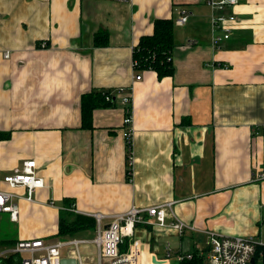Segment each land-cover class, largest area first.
<instances>
[{
    "label": "crops",
    "instance_id": "0c3cea01",
    "mask_svg": "<svg viewBox=\"0 0 264 264\" xmlns=\"http://www.w3.org/2000/svg\"><path fill=\"white\" fill-rule=\"evenodd\" d=\"M182 9L186 21H174L173 74L136 70L132 52L140 37L153 33L156 19L175 20ZM218 13L235 20L224 24L229 38L214 46L222 30L214 29L211 15ZM97 31L106 32L107 44L94 45ZM118 88L131 96L128 180L119 94L93 109V128L80 127L81 95ZM0 134L1 174L34 159L44 179L31 200L23 198V187L13 190L16 220L0 212V223L15 225L3 250L19 239L94 237L95 230L56 235L66 200L73 213L86 216L172 202L173 215L194 229L148 233L138 225L134 238L149 263L181 264L178 255L206 249L208 231L259 235L264 0H237L222 9L207 0H0ZM79 248L82 261L93 264L95 246Z\"/></svg>",
    "mask_w": 264,
    "mask_h": 264
},
{
    "label": "built area",
    "instance_id": "2783aa9c",
    "mask_svg": "<svg viewBox=\"0 0 264 264\" xmlns=\"http://www.w3.org/2000/svg\"><path fill=\"white\" fill-rule=\"evenodd\" d=\"M117 2H130L131 0H111ZM208 4L217 9H222L224 5L234 6L237 0H207ZM187 18V12L181 10L175 18L177 25H182ZM235 20L233 14H212L211 21L215 30H222L221 34L213 37L214 46L229 38L230 28L224 26L226 22ZM44 45V43H42ZM8 52L4 54L8 57ZM135 79H140V75H135ZM112 93L119 94L120 102L123 105V118L121 122V135L128 146L126 151L127 168L131 176V166L133 155L131 150V139L134 133L132 124L131 96L124 88H118ZM106 100L110 99V94L106 95ZM1 140V134H0ZM127 170V169H126ZM257 180L264 179V163L262 171L256 176ZM2 184V186H1ZM44 185V179L38 175L36 162L34 159L22 160L20 167L8 174H1L0 171V212H7L11 220H16L17 207L12 202L17 197L13 190L23 187V198L31 200L35 189ZM172 202L161 203L149 207H138L132 205L127 211L115 215L103 213H92L90 216L95 220V235L91 239L69 238L55 242H45L42 238L19 239L11 247L0 251V259L11 255L19 257L18 264H61L64 258L63 250L66 249V257L75 259V264H87L81 259L79 247L92 243L96 248L93 264H155L163 262L159 259L155 262H145L140 256L141 242L134 238V232L138 225H142L145 231H159L182 233L185 229H194L184 221L175 217L171 210ZM67 210L77 211L73 205ZM170 217V221L166 218ZM111 219L104 223V219ZM148 228V229H146ZM206 249H198V255L202 259V264H255L257 258H264V242H256L253 237L231 236L208 231ZM128 242V250L121 251L120 247ZM166 256H170V249L166 246ZM192 253L180 254L177 260L182 262L192 258ZM155 259V257H153ZM156 260V259H155Z\"/></svg>",
    "mask_w": 264,
    "mask_h": 264
},
{
    "label": "trees",
    "instance_id": "16d2710c",
    "mask_svg": "<svg viewBox=\"0 0 264 264\" xmlns=\"http://www.w3.org/2000/svg\"><path fill=\"white\" fill-rule=\"evenodd\" d=\"M94 45L107 44V34L97 31L94 34ZM174 42V20L172 18H161L154 21L153 33L140 37L138 43L133 47L132 57L134 66L137 69H151L156 72L159 78L173 74L172 51ZM112 89H98L85 92L81 95L80 111L81 125L83 129H91L93 109L101 106L110 105L115 101V93ZM110 94V99L106 100V95ZM128 148V146H126ZM127 180L130 173L126 170ZM65 204V203H64ZM69 206L71 203L66 200ZM64 206L59 212L58 232L59 237H73L86 230H95V220L91 216L73 213ZM70 207V206H69ZM121 251L128 250V242L120 247ZM192 258L184 260L181 264H202V259L198 253H192ZM19 257L11 255L0 259V264H18Z\"/></svg>",
    "mask_w": 264,
    "mask_h": 264
},
{
    "label": "rangeland",
    "instance_id": "374dc122",
    "mask_svg": "<svg viewBox=\"0 0 264 264\" xmlns=\"http://www.w3.org/2000/svg\"><path fill=\"white\" fill-rule=\"evenodd\" d=\"M3 174V173H2ZM2 186V184H1ZM263 223L259 225L258 228H260L259 235H253V239L256 242H264V220ZM15 225L12 223H8L7 221H4L3 223H0V251L3 250L5 246H7L9 243L8 241L4 240L5 238L13 237L15 233ZM76 237V236H74ZM79 237V236H77ZM255 264H264V258H257Z\"/></svg>",
    "mask_w": 264,
    "mask_h": 264
},
{
    "label": "water",
    "instance_id": "95a60500",
    "mask_svg": "<svg viewBox=\"0 0 264 264\" xmlns=\"http://www.w3.org/2000/svg\"><path fill=\"white\" fill-rule=\"evenodd\" d=\"M76 260L72 258H62L61 264H75Z\"/></svg>",
    "mask_w": 264,
    "mask_h": 264
}]
</instances>
